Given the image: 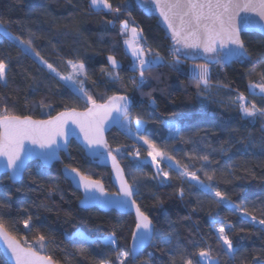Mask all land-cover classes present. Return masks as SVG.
<instances>
[{
	"label": "trees",
	"instance_id": "obj_1",
	"mask_svg": "<svg viewBox=\"0 0 264 264\" xmlns=\"http://www.w3.org/2000/svg\"><path fill=\"white\" fill-rule=\"evenodd\" d=\"M110 2L113 7L122 8L115 25L106 23L114 19L113 14L90 9V0H0V23L13 37L31 40L40 57L63 76L74 75L69 60L83 62L87 72L84 87L98 103H104L112 95L131 100L132 133L116 128L108 134V144L123 166L128 182L138 189L136 201L152 219L155 234L149 249L134 261L129 257L128 264H173L177 245L188 252H198L199 247L210 245L215 264H264V225L258 223L264 219V119L241 118L242 113L233 103L243 93L249 103L264 108V96L259 89L255 90L256 95L249 89V82L259 83L260 73L264 72V38L256 33L243 34L248 60L230 65L180 52L179 71L161 62L145 73L146 82L137 88L133 79L139 77V72L134 70V62L124 50L123 36L119 35L120 20L127 19L137 26L143 42L164 61L175 62L177 55L170 53L175 47L152 9L143 6L149 4L147 0ZM110 55L118 61L117 68L108 61ZM0 59L9 66L7 86L0 82V109L7 105L10 114L37 120L72 109H87L85 99L55 72L1 32ZM205 63L210 68L209 86L197 88L188 67ZM109 72L118 73L119 79L109 76ZM153 101L157 108L152 106ZM136 120L145 122L143 135L174 157L171 162H160V167L170 173L163 184L159 183L163 177L156 175L155 165L147 155V146L133 134ZM69 152L70 158L62 155V162L51 169L39 162L31 163L18 184H12L7 175L2 176L0 201L5 206L0 207V219L13 237L60 264H100L102 260L117 264L116 252L129 250L135 218L116 211L81 209V194L64 179L62 170L76 168L87 177L84 172L88 170L89 178L94 179L100 178L101 170L105 169L87 159L74 141ZM203 155L209 156V162L199 159ZM177 161L226 193L234 204L246 206L257 222L234 212L225 203L217 204L200 195L194 186L196 181L180 178L169 168V163L175 167ZM205 171L213 175L212 181L207 180ZM181 188L183 198L179 195ZM29 215L33 227L26 229L22 221ZM213 217L217 224L233 226L226 231L238 248L235 256L216 243ZM113 232L116 245L102 240ZM169 233L171 245L166 247L159 241ZM40 235L45 236L43 248L38 244ZM201 237L204 242L197 247L188 243ZM175 260L181 264L178 254ZM0 264H8L1 252Z\"/></svg>",
	"mask_w": 264,
	"mask_h": 264
},
{
	"label": "snow or ice",
	"instance_id": "obj_2",
	"mask_svg": "<svg viewBox=\"0 0 264 264\" xmlns=\"http://www.w3.org/2000/svg\"><path fill=\"white\" fill-rule=\"evenodd\" d=\"M151 4L159 10L160 16L163 17L171 30L172 38L176 44L181 45L185 49L201 50L205 54L206 60H214L215 63H222V61L231 57L245 58L249 55L248 49L241 39L240 30L236 26V17L240 12H255L261 20H264V0H151ZM143 6L149 11L151 10L149 4L145 3ZM89 8L97 12L106 10L107 13L113 14L114 19L106 22L108 25H115L122 12L121 6L113 7L110 0H90ZM120 24L121 32L119 35L124 36L129 29V21L127 19L120 20ZM259 27L261 31H264V24L259 25ZM0 28H4L3 23H0ZM137 31V28H131L133 36L137 34ZM5 33L10 35L6 28ZM14 39L19 44L26 46L25 51H30L39 57L41 62L49 70L55 72L61 80L68 82L69 86L73 87L76 93L85 99L88 107L83 113L72 109L71 111L58 113L57 116L51 117L46 121H36L30 116L20 117L12 115L9 113L7 105L0 109V157L4 158L5 171L11 170L8 173L10 180H14L23 174L25 171L23 167L25 159L34 154V149L26 148V142L38 145L41 149H52L53 145L58 147V138L66 135L64 130L69 121L80 127L89 147H106V141L103 139V129L104 125L109 121L121 123L123 127L128 128L129 132H132L129 127L132 123L130 119L132 112L127 96L112 95L107 97L104 103H98L84 87L87 72L83 62L77 64L69 60L68 64L72 67L74 75L63 76L56 71L52 64L40 57L39 52H36L32 47L31 40H24L19 36L14 37ZM125 43L129 45L131 54L135 58L133 68L139 72V77L133 79V83L137 88H140L146 82L145 73L151 72L157 64L162 62L163 57L158 52H154L152 49L145 48L139 44L130 43L127 39ZM223 49H227V53L221 56L220 52ZM180 51V48L172 49L173 55H177ZM107 59L113 68L119 66L114 56L110 55ZM180 64L181 60L177 55L175 62L169 66L173 70L179 71ZM8 67V64L3 59H0V82H3L5 86H7ZM108 75L114 79H119L118 73L114 75L109 72ZM80 77H83V79ZM260 77L259 83L249 82V89L252 95H256L255 90L259 89V93L264 96V72L260 73ZM191 80L197 88L203 85L207 89L210 82L208 63L194 65L191 68ZM224 87L228 86L224 85ZM233 103L238 106L239 111L242 113L241 118L259 117L264 119V108L257 107L255 103H249L243 93H240ZM135 123L136 128L133 134L147 146V155L151 157L153 165L156 166V175L163 177L159 181V183L163 184L170 178V173L160 167V162L162 160L171 162L174 157L162 151L156 143L143 135L141 128L145 123L144 121L136 120ZM169 130L173 131V128L170 126ZM176 132L178 134L179 130L176 129ZM116 151L119 152V149ZM37 155L50 158L52 153L44 152ZM139 155V150H137L136 157H139ZM108 156L113 161L116 178L119 181V190L115 195L120 199L115 203L131 204L135 207L136 212V231L132 234L133 248L128 251L116 252L117 264H128V258L133 256L140 246L145 242L153 243L154 226L149 215L142 211L140 205L136 203L135 197L138 195V189L130 185L124 178L123 169L119 167L116 156L112 155L110 150L108 151ZM199 159L209 162L208 155L200 156ZM168 166L180 178L196 181L194 186L198 189L200 195L213 199L217 204L225 203L234 212L250 216L253 222H257V217L252 215L246 206L234 204L226 193L214 188L212 183H206L201 180L197 176L196 171H190L187 165L180 166L177 161L175 167L171 163ZM200 171H204V169L201 168ZM71 172L80 177L79 182L86 193L93 189L99 190L101 193L104 192L100 181L81 175L76 168H72ZM204 174L208 181H212L213 175L207 171ZM33 181L35 182V177H33ZM20 190L17 189V191ZM179 195L181 198L184 197L183 188L180 189ZM109 203H112V201H109ZM4 206V202L0 201V207ZM31 221V215L22 221L26 229L33 227ZM258 223L264 225V219H260ZM212 224L216 233V243L222 249H225L227 254L235 256L238 248L234 246L233 241L229 237V232L226 231V228L231 229L233 226L231 224H217L215 217L212 218ZM0 235L4 236L8 248L11 250L12 257L15 259V264H56L52 256H42L33 247L22 248L16 243L14 238L8 235L2 219H0ZM169 237H171V233H169L168 237L162 238L159 243L166 247L170 246L171 240ZM44 240L45 236L40 235L38 239L40 248L44 247ZM203 242V237L200 240L188 241L194 247L201 245ZM109 243L112 245L117 244L115 232L109 237ZM211 253L212 248L210 245L199 247L198 252H188L186 248L177 245L173 252L172 260L173 264H176L175 255L178 254L181 264H215ZM148 255L151 257L152 253H148ZM100 264H113V262L102 260Z\"/></svg>",
	"mask_w": 264,
	"mask_h": 264
},
{
	"label": "water",
	"instance_id": "obj_3",
	"mask_svg": "<svg viewBox=\"0 0 264 264\" xmlns=\"http://www.w3.org/2000/svg\"><path fill=\"white\" fill-rule=\"evenodd\" d=\"M148 3L151 6L152 13L155 17L159 19V22L163 29L165 30L167 36L171 39V42L175 48H180V52H190L193 54H198L200 56L205 57V54L201 50H194V49H185L181 45L176 44L175 40L172 38L171 30L168 28L167 24L165 23L162 16H160L159 10L155 8L154 5L151 4V0H147ZM264 24V20H261L257 13L255 12H240L239 15L236 17V26L240 30V35L242 39L243 34H259L264 38V31L260 30L259 25ZM225 53H227V49H223L220 52V55L223 56ZM241 59L248 60V56L245 58H236L231 57L227 60L222 61V64L224 65H230L236 61H239ZM130 101V107L132 106V102ZM71 111V110H68ZM76 112L83 113L86 110H75ZM67 112V111H64ZM57 116V115H56ZM33 119V118H32ZM36 121H46V120H37ZM122 126L121 123H118L116 121H109L104 125L103 129V139L106 141V147H89L87 142L84 139V135L80 130V127L77 124L72 123L71 121L68 122V125L65 128L66 135L63 137L58 138V144L53 145L52 149H41L38 145H33L30 142H26V148L34 149V154L29 156L27 159H25L23 167L25 171L22 175L18 176L14 180H10L12 184H18L23 181L25 174L27 172V168L31 163L39 162L44 168L51 169L56 163L62 162V155H65L66 157L70 158V152L69 148L71 143L74 141L84 152V155L87 159H89L92 163L97 165L100 168H104L110 172V178L111 183L113 187L115 188V192H109V190L106 188V186L100 182L104 188V192L101 193L99 190H89V192H85L84 187L80 184V177L77 176L75 173L71 172L70 168H64L62 170L63 177L66 181H68L72 188L76 191H78L81 194V200L79 201V207L83 210H90V209H98L99 211L103 213H108L111 211H116L123 215H133L135 218V227L133 232L136 231V212L135 207L131 204H118L115 203L120 198L115 195V193L119 190V181L116 178V172L113 167V161L108 156V151L110 149L108 144V134L116 129L120 128ZM44 152H51L52 155L50 158H46L44 156L37 155L39 153ZM111 154L114 155L111 151ZM116 156V155H114ZM117 162L119 164V167L123 169L124 172V178L127 180L126 172L121 165L119 159L117 158ZM11 170L5 171L4 169V158L0 157V179L2 176L7 175ZM81 175H83L80 171H78ZM85 176V175H83ZM95 180V179H92ZM98 181V180H97ZM129 183V182H128ZM130 184V183H129ZM90 197V199H88ZM136 199V198H135ZM109 201H112V203H109ZM137 203V201H136ZM138 204V203H137ZM154 229L152 234V240H154V234H155V225L153 223ZM7 231V230H6ZM8 232V231H7ZM133 234V233H132ZM8 235L15 239L16 243H18L22 248H28L23 243H21L18 239L13 237L9 232ZM133 238L131 237L129 250L133 248ZM152 245V243L145 242L142 246H140L137 250V252L134 253L133 256H130L131 259L134 261L136 260L145 250L149 249V247ZM0 252L3 255L4 259L7 261L8 264H15V259L12 257L11 250L8 248L7 243L5 242L4 236L0 235ZM39 253V252H38ZM42 256H46L44 254L39 253ZM56 264H60L56 262Z\"/></svg>",
	"mask_w": 264,
	"mask_h": 264
},
{
	"label": "rangeland",
	"instance_id": "obj_4",
	"mask_svg": "<svg viewBox=\"0 0 264 264\" xmlns=\"http://www.w3.org/2000/svg\"><path fill=\"white\" fill-rule=\"evenodd\" d=\"M106 11V10H105ZM137 28V34L135 35V36H133V34H132V32H131V28ZM5 26H4V28H0V32L1 33H3V34H5L6 36H8L12 41H14V42H16V43H18L19 44V42L18 41H16L15 39H14V37L12 36V35H8V34H6L5 33ZM8 32V31H7ZM9 33V32H8ZM128 40L130 43H133V44H139V45H141V46H143L144 47V42H143V36H142V33H141V31L139 30V28L137 27V26H135V25H133V24H131V23H129V29L127 30V33H126V35H124L123 36V46H124V50H125V52L127 53V55H129L130 57H131V59H132V61L134 62V60H135V58L132 56V54H131V48L129 47V45L128 44H126L125 43V40ZM22 48H23V50H24V52L25 53H27V54H29V55H31V56H33L35 59H37L40 63H42L41 62V59L39 58V57H37L34 53H31L30 51H25V48H26V46L25 45H21V44H19ZM196 55H198V54H196ZM162 62H165L166 64H172L171 62H167L166 60L164 61V59L162 60ZM42 64H44V63H42ZM119 64V63H118ZM194 65H200V64H191L189 67H188V73H189V75L191 76V68L194 66ZM209 76H210V68H209ZM81 79H83V77H80ZM64 83H66L68 86H69V84H68V82H65V81H63ZM3 83V82H2ZM73 90H74V88L73 87H71ZM75 91V90H74ZM76 92V91H75ZM152 106L153 107H158V105H157V103H152ZM144 125H145V123L142 125V128H141V131H142V129H143V127H144ZM129 127L131 128V125H129ZM121 128L124 130V131H126V132H128V133H132V132H129V130H128V128H125V127H123V126H121ZM135 128H136V123H135ZM155 168H156V166H155ZM86 175H88V177H91V174L89 173V171L87 170V171H85L84 172ZM87 177V176H86ZM100 178H94L95 180H98V181H100V182H102V183H104V184H106V185H108L109 186V188H107L109 191H112V192H114L115 191V188L111 185V181H110V172L108 171V170H101V172H100V176H99ZM102 240L104 241V242H106V243H109V236H104V237H102Z\"/></svg>",
	"mask_w": 264,
	"mask_h": 264
},
{
	"label": "built area",
	"instance_id": "obj_5",
	"mask_svg": "<svg viewBox=\"0 0 264 264\" xmlns=\"http://www.w3.org/2000/svg\"><path fill=\"white\" fill-rule=\"evenodd\" d=\"M144 47H145V48H148V46H147L146 43L144 44ZM170 53H173V52H172V49L170 50Z\"/></svg>",
	"mask_w": 264,
	"mask_h": 264
}]
</instances>
